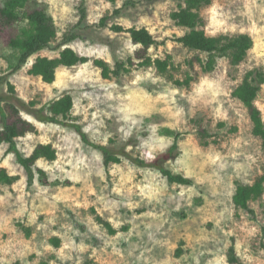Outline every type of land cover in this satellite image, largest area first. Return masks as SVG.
<instances>
[{"label":"rangeland","instance_id":"obj_1","mask_svg":"<svg viewBox=\"0 0 264 264\" xmlns=\"http://www.w3.org/2000/svg\"><path fill=\"white\" fill-rule=\"evenodd\" d=\"M81 3L38 0L54 20L57 38L54 50L32 57L11 77L17 97L42 107L69 94L71 120L93 142L147 162L165 154L181 133L166 167L194 184H169L157 169L127 160L106 170L101 153L70 126L40 123L22 113L37 132L17 139L21 152L30 156L37 145L51 144L58 157L37 162L47 183L37 180L29 188L8 145L0 146V167L18 177L13 185L0 183V264H232V246L237 264H264V194L250 204L256 218L233 202L238 184L252 185L264 174L262 141L253 134L247 108L233 95L249 71L264 69V0H213L201 9L209 36L244 33L254 46L237 66L227 57L209 73L196 66L197 78L188 88L172 78L184 79L186 61L205 56L177 42L187 31L172 19L182 1L86 0L83 23ZM115 25L147 28L158 44L144 51L128 32L112 30ZM17 33L18 27H0V75L16 61L18 53L8 42ZM73 36L66 47L90 61L59 67L52 84L29 74L36 57L58 58L55 47ZM141 56H170L173 66L162 75L154 66L143 67ZM98 59L111 68L125 62L130 71L106 79L94 63ZM256 105L264 121V85ZM202 130L211 137L201 139ZM98 216L118 232L110 234Z\"/></svg>","mask_w":264,"mask_h":264},{"label":"trees","instance_id":"obj_2","mask_svg":"<svg viewBox=\"0 0 264 264\" xmlns=\"http://www.w3.org/2000/svg\"><path fill=\"white\" fill-rule=\"evenodd\" d=\"M116 4L118 0H106ZM182 4L177 12L172 15V19L181 27L186 28V33L177 39V42L186 49L205 56L186 61L188 73L184 79H174L173 82L178 87L188 88L196 80V66L209 73L216 69L221 58L227 57L231 65L237 66L246 58L249 51L254 46L253 38L248 34H220L209 36L205 31V21L200 14L203 7L210 5L213 0H180ZM83 23L87 19L86 0H82L79 8ZM119 13V11H116ZM107 18L101 20V25H106ZM0 27L6 30L11 27H18V33L13 35L8 46L18 53L16 61L9 64L4 75H0V146L8 145V153L14 154L17 163L24 169L27 176L28 187L34 186L39 180L47 183V174L44 170L36 168L40 159L55 161L58 157L56 148L51 144L37 145L30 156L24 155L18 147L17 139L29 133L37 132L34 123L22 117V113L31 116L40 123L70 126L81 138V141L88 147L98 150L102 155V162L106 170L112 164H119L123 160L140 168L157 169L169 182L177 185H193L194 181L185 175L175 173L166 167V163L174 158V154L179 148L181 133L175 136L173 145L169 150L154 161L147 162L141 158L132 156L126 149L119 151L113 148L93 142L82 126L71 120V112L74 107V99L66 94L59 99L42 107H36L34 102L25 103L17 97L15 86L10 81L11 77L21 71L28 61L44 50H54L53 42L57 38V31L52 17L46 10L39 8L38 0H0ZM115 32H128L134 44L140 45L143 50L157 45L153 34L147 28L124 29L122 26L112 27ZM73 37L65 38L58 47V58L36 57L29 74L41 77L45 83L52 84L56 80L57 69L61 66L74 67L90 61V58L80 56L73 49L66 45L74 40ZM65 47V48H63ZM63 48V49H62ZM143 67L154 66L159 74H167L173 66L172 58L167 56L164 59H155L141 56ZM129 64L133 65L132 59ZM95 65L101 70L102 76L106 79L111 77H121L130 69L125 62H117L114 68L104 60H95ZM264 85V69L249 71L242 83L235 89L233 95L247 108L253 124V134L262 141L264 148V121L260 109L256 105L257 97ZM221 126H226L222 124ZM199 136L205 140L211 136L207 131H200ZM18 177L12 176L5 168L0 167V183L13 185ZM264 194V174L260 176L254 184H238L233 202L237 209L248 212L252 218H256V212L251 208V202L258 200ZM97 222L102 224L110 234L118 231L100 216ZM28 230V229H26ZM27 235L30 232L27 231ZM56 246L60 245L58 239L54 240ZM230 262L237 264L239 260L235 254L234 246L230 249Z\"/></svg>","mask_w":264,"mask_h":264}]
</instances>
